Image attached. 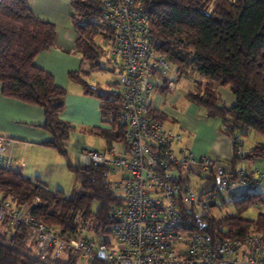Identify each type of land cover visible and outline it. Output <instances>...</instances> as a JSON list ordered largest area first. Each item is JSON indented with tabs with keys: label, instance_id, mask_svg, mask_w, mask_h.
<instances>
[{
	"label": "trees",
	"instance_id": "1",
	"mask_svg": "<svg viewBox=\"0 0 264 264\" xmlns=\"http://www.w3.org/2000/svg\"><path fill=\"white\" fill-rule=\"evenodd\" d=\"M141 1L153 48L177 74L193 80L196 88L187 97L205 110L207 118H218L222 132L233 138L232 171H236L238 161L264 157V0ZM100 4L101 0H70L71 21L76 30L75 52L91 69L101 68L103 57L109 62L106 43L113 35ZM55 40V24L37 16L27 0H0L1 94L43 109L44 119L39 126L51 137L42 144L64 156L67 168L79 181L78 190L66 194L60 188H49L38 177L0 168V190L11 205H23L38 197L31 209L33 216L54 226L59 237L68 241L84 232L94 234L100 228L107 231L114 222L110 209L120 202V196L112 189L108 167L74 164L68 158L65 141L75 126L59 116L66 88L55 82L51 72L34 63L35 55L54 46ZM86 74L83 69L70 71L69 79L79 83L84 93L97 94L105 125L85 130L102 137L106 145L118 142L122 134L118 121L122 104L114 90L117 84L108 82L110 88L103 90L100 83L87 82ZM200 76L227 87L234 95L233 104L220 105V93L211 86L202 91ZM150 110L163 121L164 112L158 108ZM251 131L262 138L243 151L240 137ZM248 177L253 180L252 174ZM261 201L264 203L261 192L253 188L231 201L234 211L223 209L224 200H213L205 210H193L190 216L196 228L215 239L238 238L248 232H264V208L255 216L243 214ZM215 208L223 210V214L215 215ZM27 238L28 227L0 224V264H75L77 258L70 253L54 258L55 247L44 260L33 258L34 244Z\"/></svg>",
	"mask_w": 264,
	"mask_h": 264
},
{
	"label": "built area",
	"instance_id": "2",
	"mask_svg": "<svg viewBox=\"0 0 264 264\" xmlns=\"http://www.w3.org/2000/svg\"><path fill=\"white\" fill-rule=\"evenodd\" d=\"M100 7L113 28L106 47L109 69L116 68L118 73L114 90L121 98L118 121L122 134L120 141L101 149L82 150L80 164L123 172L112 182L113 191L120 196V202L110 209L114 222L107 231L100 228L93 236L84 232L67 241L54 226L33 216L31 209L38 197L11 205L0 190V224L28 227L27 239L34 244L31 256L41 261L55 247L54 258L70 253L102 264H264V232L215 239L194 225L193 210L201 212L213 200L230 204L249 193L255 182L249 179L248 170L233 172L215 156L176 150L173 144L181 133L151 114L148 95L172 69L152 46L143 2L101 0ZM175 81L168 79L167 85L174 88ZM13 143L14 139L0 133V168L20 172L23 161L11 153ZM193 175L205 181L198 185ZM260 179L264 180V172Z\"/></svg>",
	"mask_w": 264,
	"mask_h": 264
},
{
	"label": "crops",
	"instance_id": "3",
	"mask_svg": "<svg viewBox=\"0 0 264 264\" xmlns=\"http://www.w3.org/2000/svg\"><path fill=\"white\" fill-rule=\"evenodd\" d=\"M27 1L37 16L54 23L56 27L55 45L38 52L34 57V63L51 72L55 82L66 88V94L63 99L64 106L59 112V116L75 126L65 144L68 158L74 164H80V152L82 150L101 149L106 145L102 137L100 138L104 144L98 142L96 144L93 137L97 135L91 134L85 129L90 126H102L105 123L101 119L100 100L97 94L84 93L79 83L69 79V72L79 69L87 71L84 78L87 82L94 85L97 82L99 83L96 75L93 76V70L97 68L91 69L88 63L81 61L80 54L75 52L74 39L76 30L71 21L73 9L70 5V0ZM174 73L176 74V81L183 77L177 74L175 70ZM90 77H92V80H90ZM206 78L205 76H200V84L205 82ZM168 79L172 78H169L164 73L158 79V86L153 91H174L176 85L175 88L167 87ZM185 80L188 81L190 79L185 78ZM115 81L117 80L112 82ZM106 82L108 83L109 81ZM206 82L207 87L211 86L219 91L221 97L220 105L230 106L233 104L234 95L227 87L220 86L211 79ZM186 84L185 86H188L185 94L187 103L184 105L183 112L180 113L174 110V106L178 103L176 94L171 100L172 103L174 102V106L173 104L167 105L166 101L161 100L159 97V99L153 100L148 96L150 109L158 108L165 113L163 124L168 118L179 123L181 129L179 128L178 131L181 132V139L177 142L179 144L178 149L186 148L195 154L206 153L215 156L223 165L231 167L233 138L222 132L218 118H207L205 110L187 97L188 93L192 92L196 86L195 83L192 86ZM100 89L102 88L100 87ZM43 119V109L39 105L2 95L0 84V133L14 139L11 153L23 161V165L20 167L21 174L29 177H38L49 188H55L60 183L56 182L53 185L48 183V173H51L50 177L54 176L55 178V173L60 171V167L62 165L66 166L67 159L54 148L42 144L43 141L51 137L47 130L39 126ZM168 128L170 127L168 126ZM240 140V148L242 149L245 146V142L241 137ZM249 143L246 144L248 149L252 146ZM239 162L244 163L239 168L248 170L249 174H252L255 182L254 188L264 195V180L260 179L264 172V157L238 161L236 167ZM56 168H58V171H55ZM58 188L61 189V186H58Z\"/></svg>",
	"mask_w": 264,
	"mask_h": 264
},
{
	"label": "rangeland",
	"instance_id": "4",
	"mask_svg": "<svg viewBox=\"0 0 264 264\" xmlns=\"http://www.w3.org/2000/svg\"><path fill=\"white\" fill-rule=\"evenodd\" d=\"M171 66V71H167L166 74L169 78H175L176 79V74L174 73V68L173 66L170 64ZM110 63L103 57L101 59V68H97L93 73V76L96 75V79L97 81H99V83H101V88L104 89H109L110 86L106 81H113V80H118V73L116 68L114 70H110ZM203 79V78H202ZM90 80H92V77H90ZM188 83V84H186ZM186 85H194V82L190 79V80H185L184 77H180L179 80L177 79L175 85H176V89L174 91L172 90H167L165 92H156V91H151L149 93L148 96H150L149 98L153 99V100H157V99H161L163 101H166L167 105H171L173 104L174 106V102L172 103V99L173 96L176 94L178 96V103L180 104H176L174 106V110L177 112H183L184 110V105H186L187 100H186V88L188 86ZM175 88V87H174ZM200 89H202L201 84H200ZM159 97V98H158ZM203 109V108H201ZM165 126H169L173 131L179 132L178 129H181V126H179V123L176 121H172L169 118L165 121ZM181 133V132H180ZM255 137V138H254ZM94 140L98 143H102L104 144L103 140H101L100 136H94L93 137ZM242 140L245 142V146L242 148L244 151L248 150L247 147V143L250 142L249 144L252 145L254 143L255 140L257 139H261V135L258 133H255L253 131L250 132L249 135L245 136H241ZM101 141V142H100ZM173 147L177 150L179 147V144L177 142H175L173 144ZM244 163L239 162L237 168H239L240 166H243ZM55 171H58V168L55 169ZM123 175V172L120 171H109V179L112 182L117 181L118 179L121 178V176ZM47 176V175H46ZM49 176V182L51 185L56 184V182L60 183L59 185L57 184L55 188H58V186H61V189H63L65 191L66 194H72L74 192H76L79 188V181L78 179L75 177L74 173L71 172L68 168H66L65 165H62V167H60V171L55 173V178L50 177L51 173H48ZM192 179L198 184L200 185L201 183H203L205 181L204 177H198L197 175H193ZM54 189V188H53ZM262 198L264 199V195H262ZM224 210H229V211H233V206L232 204H226L225 206H223ZM264 208V203L261 201L256 204L251 205L250 207H248L245 211L244 214L245 215H249V216H255L257 214V212L261 209ZM214 214L219 216L223 214V210H219V209H214ZM90 236H93V233L88 232L87 233ZM75 264H90V262L82 259V258H77L75 261Z\"/></svg>",
	"mask_w": 264,
	"mask_h": 264
}]
</instances>
